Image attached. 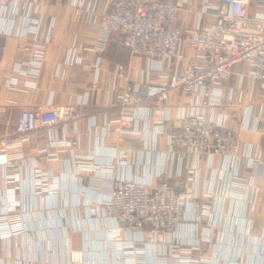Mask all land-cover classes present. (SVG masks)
Returning a JSON list of instances; mask_svg holds the SVG:
<instances>
[{
	"label": "crops",
	"instance_id": "1",
	"mask_svg": "<svg viewBox=\"0 0 264 264\" xmlns=\"http://www.w3.org/2000/svg\"><path fill=\"white\" fill-rule=\"evenodd\" d=\"M106 1L87 0L95 8L81 18L75 16L74 0H45L41 14L33 12L31 15L32 21L23 13L13 17L11 9L0 10V124L10 121L24 109L42 107L50 110L74 104L81 113L75 125H58L50 133L41 129L33 134L23 149L28 164L21 169L20 181L5 183L4 170L0 167V213L7 210L9 200H12L6 190L16 188L14 201L18 205L15 213L19 216L16 222L20 229L19 233L9 237H3L0 229V264H69L72 251L84 253V264H127L123 251L127 248L123 246L122 249V244L111 237L114 229L126 223L104 215L99 203L108 189L98 188L97 181L120 176L156 184L171 175L170 183L181 190L195 187L201 191L209 188L212 181L218 182V191L222 186L223 159L214 157L210 167L206 159L200 166L198 179L190 173L192 161L171 149L164 135L150 133L154 123L149 126L144 114L134 125L140 131L150 130L142 137L122 135L115 129L117 125L110 128L111 121L121 112L117 88L123 81L117 85L113 77L118 65L128 68L131 79L137 80L147 74L153 82L160 79L157 73L148 72L150 63L147 59L131 55L119 34L113 35L105 50L98 53L97 92L93 88V63L98 54L79 49L77 56L82 62L71 59V52L81 45L98 43L99 19ZM218 2L210 0L211 4ZM203 6L204 0H186L177 13V22L186 27L211 25L213 20L202 13ZM257 11L253 3L250 15ZM21 43L38 45L44 51L37 75H24L19 70L20 67L32 70L34 66L33 55L22 51ZM247 70V65H237L229 86L236 85L238 75ZM115 85L118 86L116 89ZM229 90L225 89L226 92ZM247 90L246 103L253 105L252 118L257 117L259 125L256 129L245 127L240 114L232 125L243 137L244 158L240 174L248 185L253 180L254 186L250 187L243 211H240L239 202L225 199L220 209L210 213V221L220 225L215 230V240L203 243L201 251L193 253L192 258L203 256L212 264H264V165L252 163L248 156L254 147L264 161V104L261 100L264 91L258 85ZM148 94V86H145L140 96L144 104L149 105L152 101ZM172 102L169 111L172 117L179 109L185 107L187 110L190 106V98L180 90L172 92ZM159 118L156 115L153 121ZM73 136L78 140L75 150L49 146L50 138L61 140ZM120 150L128 155L126 164L109 166L114 152ZM85 162L98 165L100 173L82 170L80 165ZM35 168L47 171L57 179L49 181L50 188L54 187L52 192H35L32 172ZM179 175L181 179H178ZM208 202L212 206L215 203L214 200ZM202 228L203 224L194 222L189 227H182L178 234L191 244L200 238ZM123 239L133 240L135 236L124 231ZM144 247L139 258L147 264H154L155 256L165 252L163 246L159 249L152 245Z\"/></svg>",
	"mask_w": 264,
	"mask_h": 264
},
{
	"label": "built area",
	"instance_id": "2",
	"mask_svg": "<svg viewBox=\"0 0 264 264\" xmlns=\"http://www.w3.org/2000/svg\"><path fill=\"white\" fill-rule=\"evenodd\" d=\"M218 1V4H211L210 0H204L202 13L213 20L211 25L186 27L177 22V13L186 0H107L99 19L98 43L84 44L71 52V59L81 63L82 58L77 56L79 49L102 53L110 38L119 34L133 57L149 61L148 72L157 73L160 81H151L149 74L141 75L137 80L131 79L128 68L118 65L113 77L117 85L123 81L122 86H114L119 89L121 112L111 121L110 128L117 125L115 129L122 135L142 137L150 130L140 131L134 125L144 114L149 126L154 123L150 133L164 135L171 149L192 161L190 173L198 179L200 166L206 159L208 167L214 157L223 159L219 191L217 181H212L209 188L201 191L195 187L181 190L170 183L171 175L156 184L120 176L96 182L98 188L108 189L99 203L104 215L126 223L114 229L111 237L122 244V249L127 248L123 250L127 264H147L139 258L145 245L165 248L164 253L155 256L154 264H212L203 256L192 258L193 253L201 251L203 243L215 240V230L220 225L210 221V213L220 209L225 199L236 200L240 203V211H243L250 187L254 186L253 180L249 181L252 185H248L240 174L244 158L243 137L232 124L240 114L245 127L256 129L259 125L258 118H252L253 105L246 103V96L247 89H255L256 85L264 91V0ZM44 3L45 0H0V10L11 9L13 17L23 13L30 20L33 12L41 14ZM253 3L258 11L250 15ZM73 5L77 18L95 8L87 0H74ZM91 20L96 21L95 17ZM19 47L34 57L32 70L22 67L19 70L24 75H37L44 51L32 43H21ZM99 56L93 63V88L96 92L99 89ZM240 64L247 65L248 70L238 75L236 85L229 86L233 70ZM145 86H148V97L152 101L149 105L144 104L140 96ZM225 89L230 90L226 92ZM174 90H180L190 98V106L187 110L185 107L179 109L178 114L172 117L169 111ZM261 100L264 104V92ZM130 108L132 112L126 111ZM156 115L160 118L153 121ZM80 116L76 105L68 104L50 110L42 107L24 109L10 121L0 124V167L4 170L5 183L21 180V169L28 164L23 149L34 133L41 129L50 133L56 126L67 127L68 123L75 125ZM49 146L75 150L78 140L75 136L61 140L50 138ZM127 156L124 150L115 151L109 166L126 164ZM248 156L252 163L264 165L258 149L251 147ZM80 166L82 170L100 173L96 164L85 162ZM32 172L35 192L54 190V187L50 188L49 181L57 179L51 173L39 168ZM181 177L179 175L178 179ZM15 190H6L12 195V200H9L7 210L0 213L3 237L20 232L16 222L19 216L15 213L18 205L14 201ZM213 200L212 206L208 201ZM194 222L203 224V228L200 238L190 244L180 238L178 232ZM124 231L134 234L135 239L124 240ZM84 262L82 251L70 253L69 264Z\"/></svg>",
	"mask_w": 264,
	"mask_h": 264
}]
</instances>
